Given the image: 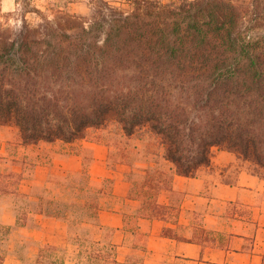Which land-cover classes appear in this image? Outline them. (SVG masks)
I'll use <instances>...</instances> for the list:
<instances>
[{
    "label": "trees",
    "instance_id": "obj_1",
    "mask_svg": "<svg viewBox=\"0 0 264 264\" xmlns=\"http://www.w3.org/2000/svg\"><path fill=\"white\" fill-rule=\"evenodd\" d=\"M126 3L96 0L88 17L1 39L0 127L21 145L113 127L137 141L117 146L128 163L134 153L191 177L217 148L264 177V0Z\"/></svg>",
    "mask_w": 264,
    "mask_h": 264
},
{
    "label": "crops",
    "instance_id": "obj_2",
    "mask_svg": "<svg viewBox=\"0 0 264 264\" xmlns=\"http://www.w3.org/2000/svg\"><path fill=\"white\" fill-rule=\"evenodd\" d=\"M10 131L0 127V264H264V177L233 153L213 148L191 177L150 160L158 171L135 190L133 168L147 165L107 143L21 145Z\"/></svg>",
    "mask_w": 264,
    "mask_h": 264
},
{
    "label": "rangeland",
    "instance_id": "obj_3",
    "mask_svg": "<svg viewBox=\"0 0 264 264\" xmlns=\"http://www.w3.org/2000/svg\"><path fill=\"white\" fill-rule=\"evenodd\" d=\"M110 6L118 7L124 10H129V5L126 3L127 0H104ZM179 1V0H175ZM250 0H233L237 5L245 6ZM97 7L96 0H0V49L3 47L1 39L7 38L8 40L14 39L20 30L22 29L24 23L28 27H37L40 23L45 20H52L57 16L64 13L74 14L76 16L88 17L91 14V10ZM110 133L106 131L89 130L87 132V140H101L104 139L112 147V155L118 156L119 153L117 146L120 143L122 145L129 144L130 146L136 145L137 141L135 139H124L121 138L117 131L111 127ZM12 137L14 133L10 131ZM130 157L133 161L138 162L140 156H135L131 153ZM142 165H136L133 168L131 178L134 182L135 190L143 187V178H146L142 171ZM147 192V191H146ZM149 192V191H148ZM61 213L67 212L68 209L72 212V215H88L89 211L82 212L81 206L77 203L69 205V203L60 202ZM84 213V214H83ZM88 213V214H87Z\"/></svg>",
    "mask_w": 264,
    "mask_h": 264
}]
</instances>
